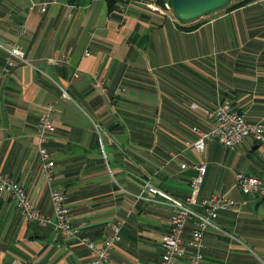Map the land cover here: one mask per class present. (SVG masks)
Segmentation results:
<instances>
[{
	"label": "crops",
	"instance_id": "1",
	"mask_svg": "<svg viewBox=\"0 0 264 264\" xmlns=\"http://www.w3.org/2000/svg\"><path fill=\"white\" fill-rule=\"evenodd\" d=\"M57 1L42 12L30 11L32 0H0V43L19 45L28 62L6 71L0 47V173L54 217L37 134L52 105L57 129L48 149L79 236L28 221L0 193V264H92L79 237L101 244L117 223L123 241L109 264H157L176 210L147 186L187 201L202 165L194 209L218 194L237 202L206 233L204 264H264L263 197L237 187L238 173L263 175L262 147L252 139L233 149L216 140L194 147V128L207 132L213 120L205 111L223 102L248 124L264 120V0H233L184 23L142 0L114 11L106 0ZM61 56L70 63L50 64ZM194 229L189 221L184 237Z\"/></svg>",
	"mask_w": 264,
	"mask_h": 264
},
{
	"label": "built area",
	"instance_id": "2",
	"mask_svg": "<svg viewBox=\"0 0 264 264\" xmlns=\"http://www.w3.org/2000/svg\"><path fill=\"white\" fill-rule=\"evenodd\" d=\"M57 0L30 4V11H34L40 6L42 12H46L49 5L57 3ZM147 8L160 16L170 17L174 12L171 0H165L163 3L153 1L146 2ZM70 14L69 18L72 19ZM9 55L6 71L15 65L17 60L24 63V52L19 45H2ZM61 63H70L67 56L50 59V64L59 65ZM64 99H70L64 92ZM208 117L213 120L211 128L207 132H200L198 128L194 131L200 134L199 140L194 147L200 151L206 148V142L216 140L226 148H236L242 145L246 139H252L255 144L262 147V158L264 159V120H259L253 124H248L244 114L235 108L229 102L221 103L214 110L205 111ZM57 129L54 120V107L52 105L40 115L38 123V141L39 158L42 169L47 179L53 183L52 201L54 208V217L42 213L28 195L25 187L11 176L0 173V193L10 195L16 203L17 210L28 221L36 222L42 226H52L64 237L79 236V230L72 224L70 209L67 205V195L64 188L56 183L55 168L48 149V143ZM178 157V154L174 155ZM187 165H182L186 168ZM207 171V167H199V177L192 182V196L187 201L176 199L175 197L147 186L149 192L159 195L165 204L170 205L176 210V216L171 226L170 232L163 238V255L157 264H179L181 260L188 259L189 264H204V240L209 229L216 226V221L221 210H230L236 206V201L225 195H214L209 199H203L199 206L200 209H194L197 204V194L202 178ZM237 187L244 195L264 197V173L261 177L248 176L244 173L237 174ZM189 221H194L195 229L189 239L184 237V230ZM123 223L114 225V231L111 235L105 237L101 244H97L89 237H79L80 242L85 245L93 254L92 264H109L111 261V252L115 245L123 241L122 236ZM192 252L188 254V250ZM14 264H36L15 260Z\"/></svg>",
	"mask_w": 264,
	"mask_h": 264
},
{
	"label": "water",
	"instance_id": "3",
	"mask_svg": "<svg viewBox=\"0 0 264 264\" xmlns=\"http://www.w3.org/2000/svg\"><path fill=\"white\" fill-rule=\"evenodd\" d=\"M232 0H171L173 8L179 19L192 21L220 10ZM264 201V197H263Z\"/></svg>",
	"mask_w": 264,
	"mask_h": 264
},
{
	"label": "trees",
	"instance_id": "4",
	"mask_svg": "<svg viewBox=\"0 0 264 264\" xmlns=\"http://www.w3.org/2000/svg\"><path fill=\"white\" fill-rule=\"evenodd\" d=\"M107 1V3H108V5H109V7H110V11H114V10H117L119 7H120V5L122 4V3H124V2H127V0H106ZM142 1H149V0H142ZM233 1V0H232ZM231 1V2H232ZM230 2V3H231ZM229 3V4H230ZM228 4V5H229ZM227 5V6H228ZM226 7V6H225ZM224 7V8H225ZM177 15V14H176ZM183 23L184 22H186V21H182ZM189 22V21H188ZM264 160V159H263ZM237 203V202H236ZM237 205V204H236ZM185 231V230H184ZM192 236V235H191ZM191 238V237H190Z\"/></svg>",
	"mask_w": 264,
	"mask_h": 264
},
{
	"label": "rangeland",
	"instance_id": "5",
	"mask_svg": "<svg viewBox=\"0 0 264 264\" xmlns=\"http://www.w3.org/2000/svg\"><path fill=\"white\" fill-rule=\"evenodd\" d=\"M150 1H153V2H156V3H163L165 0H149V1H146V2H150ZM173 13H175V11L173 12ZM176 14V13H175ZM179 18V17H178ZM180 21H182L181 19H180Z\"/></svg>",
	"mask_w": 264,
	"mask_h": 264
}]
</instances>
